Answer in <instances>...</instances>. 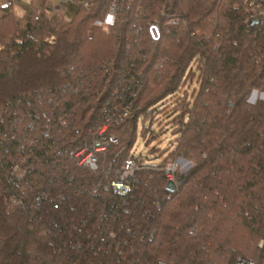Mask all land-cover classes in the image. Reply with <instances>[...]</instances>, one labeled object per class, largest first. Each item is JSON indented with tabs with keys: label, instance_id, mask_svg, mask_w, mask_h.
<instances>
[{
	"label": "trees",
	"instance_id": "16d2710c",
	"mask_svg": "<svg viewBox=\"0 0 264 264\" xmlns=\"http://www.w3.org/2000/svg\"><path fill=\"white\" fill-rule=\"evenodd\" d=\"M73 1L78 8L64 13L66 22L49 15L48 0H32L23 17L13 4L0 6V113L7 108L0 132L23 131L24 120L13 114L28 110L29 95L32 105L42 95L46 107L51 99L69 115L59 136L78 146L102 127L103 106L121 101L114 94L130 78L142 82L136 111L108 130L121 143L99 172L64 159L74 168L50 189L55 202L45 208L7 207L16 194L7 177L19 153L0 145V264H264V100L249 102L263 89L264 0H230L226 15L219 13L222 0H120L123 11L107 28L98 22L110 0H92L90 8ZM174 18L182 21L175 28ZM137 19L144 31L134 41L130 25ZM151 22L159 25L158 42ZM191 75L198 87L188 95ZM182 91L187 102L177 109L181 127L173 129L170 158L194 167L178 174L180 185L171 191L161 171L147 170L130 196L85 191L109 163L119 167L132 155L140 119H152L157 104ZM98 229L108 240L101 251Z\"/></svg>",
	"mask_w": 264,
	"mask_h": 264
},
{
	"label": "built area",
	"instance_id": "2783aa9c",
	"mask_svg": "<svg viewBox=\"0 0 264 264\" xmlns=\"http://www.w3.org/2000/svg\"><path fill=\"white\" fill-rule=\"evenodd\" d=\"M80 1L81 5L85 8H90L92 5V0ZM15 2L16 0H6L3 6L14 5ZM71 2L74 1L56 0L54 2L48 0L49 15L54 11L58 14L61 10H66ZM121 11H123L121 1L110 0L106 16L98 24L105 28L112 26L116 20V16ZM181 22L180 19L174 18L171 19L170 25L175 28ZM148 30L151 38L155 42H158L161 37L158 23H149ZM143 31L144 26L142 21L137 19L130 25L129 35L134 41H137ZM29 38L36 41L34 35H30ZM46 41L50 44L55 43L54 38ZM127 71H131V67H128ZM262 84H264V81ZM141 86V80L136 78H130L126 81V84L120 85L114 95L121 101L119 103L109 101L102 108V127L96 131L90 141L74 147L65 141V137L61 138L59 136L60 130L70 127L69 115L63 109H58L59 107L57 106L60 105L53 104V101L50 99L48 101L49 105L46 107L42 95H36L34 97L35 105H32L30 101L32 95L26 97L28 110L21 115L17 114V112L13 114L15 117L14 120H24L25 125L23 131L18 129L16 133L12 132V130H6L3 133L0 132V145L2 146L3 143H6L8 147L14 146L19 153L11 159L10 174L7 177L8 184L16 190L15 195L6 198L5 202L7 207L34 210L45 208L47 205L52 204L51 202H55L56 197L54 198L53 196L56 195V191L52 193L50 189L62 180V174L65 176L70 175L74 166L92 173L99 172L103 168V158L121 143V138L110 134L108 130L112 127L121 126L127 119L132 117L136 108L138 90ZM71 89L78 92V89L74 87H71ZM65 93L66 90L63 89L59 95L64 96ZM6 111L7 108H5L3 114L0 113V121L2 122L5 121L3 115H5ZM4 149L7 154L10 153V149H7V147H4ZM64 159L71 162L74 166L64 165ZM179 163L180 161L167 160L161 165L153 166L145 160L143 155H131L119 167L112 162L109 163L108 167L103 170L102 178L98 183L84 188L85 191L88 190L92 195H100L101 190H106L116 196L127 197L137 190L140 173L147 170L161 171L168 180V183H172L177 187L180 185V178L178 176L180 174ZM42 184L47 185L43 187ZM26 187L27 190L25 191ZM32 193L33 197L31 196ZM55 209L58 210L59 206L56 205ZM74 210L75 208L72 207L71 211L73 212ZM56 221L53 220L52 223L57 229L59 225ZM82 223L83 226L88 224L85 219L82 220ZM79 231L81 232V229ZM98 231L99 241L104 244L102 248L98 249L101 251L105 248L108 240L104 235L105 230L98 229ZM91 234H88L89 238ZM115 237V233L110 234L111 239H115ZM259 248H264V240L260 241ZM237 264L257 263L252 259L238 258Z\"/></svg>",
	"mask_w": 264,
	"mask_h": 264
},
{
	"label": "rangeland",
	"instance_id": "374dc122",
	"mask_svg": "<svg viewBox=\"0 0 264 264\" xmlns=\"http://www.w3.org/2000/svg\"><path fill=\"white\" fill-rule=\"evenodd\" d=\"M29 1V0H25ZM226 0H222L219 6V13L221 15H226L229 1L224 6ZM223 11L224 14L221 12ZM67 11L60 12L56 14V11L52 12L51 15H57L59 19H62V22L69 21L68 16L65 15ZM194 64V69H197V66ZM159 68V66L157 67ZM156 68V69H157ZM198 77L191 75L190 82L185 86L184 89L189 93H195L198 87ZM194 89V90H193ZM152 97V95H151ZM187 97V96H186ZM182 91V95L180 98L172 97L162 102V104H157L154 108L156 109L153 118H141L138 125L137 130V141L133 148L132 155L139 156L143 155L146 161H148L151 165H160L164 161L173 160L180 161V174H187L193 167L194 164L182 158H170V153H172L174 144L176 142V136L174 135V127L180 128V113L177 109H181V105L186 104L187 100ZM258 99L264 100V84L263 89L261 91L254 90L249 97L250 103H255ZM179 105V108H178ZM144 104H140V108H142ZM136 108L133 112L135 114ZM147 130H145V129ZM145 130V131H144ZM173 130V131H172ZM146 134V135H145Z\"/></svg>",
	"mask_w": 264,
	"mask_h": 264
},
{
	"label": "crops",
	"instance_id": "0c3cea01",
	"mask_svg": "<svg viewBox=\"0 0 264 264\" xmlns=\"http://www.w3.org/2000/svg\"><path fill=\"white\" fill-rule=\"evenodd\" d=\"M52 1L56 2V0H52ZM5 2L6 0L5 1L0 0V6H3ZM31 3H32V0H29L28 2L25 0H16V2L14 3L16 14L23 17L26 14V11L29 8ZM77 8H78V5L74 2H71V4L68 5L67 9L66 10L64 9V10L67 12H75ZM64 10H61L60 12H64Z\"/></svg>",
	"mask_w": 264,
	"mask_h": 264
},
{
	"label": "water",
	"instance_id": "95a60500",
	"mask_svg": "<svg viewBox=\"0 0 264 264\" xmlns=\"http://www.w3.org/2000/svg\"><path fill=\"white\" fill-rule=\"evenodd\" d=\"M227 2H228V0L225 1L224 6L227 4ZM221 13L224 14L223 11ZM254 23H256V21H253L252 20L251 21V25L254 24ZM168 189L171 190V191H173V190H175V186L172 183H169L168 184Z\"/></svg>",
	"mask_w": 264,
	"mask_h": 264
}]
</instances>
